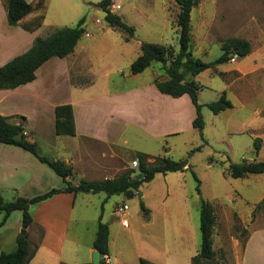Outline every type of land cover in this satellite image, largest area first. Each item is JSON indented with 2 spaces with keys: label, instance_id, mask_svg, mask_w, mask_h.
I'll return each mask as SVG.
<instances>
[{
  "label": "rangeland",
  "instance_id": "1",
  "mask_svg": "<svg viewBox=\"0 0 264 264\" xmlns=\"http://www.w3.org/2000/svg\"><path fill=\"white\" fill-rule=\"evenodd\" d=\"M27 1L34 3L36 11L32 19H25V22H29L31 29L41 22V26L32 31L36 38H45L64 27H75L86 19V34L79 46H87V55L81 60L84 62L86 57L87 66L96 76L95 84L82 91L74 90L70 86L79 81L70 79L68 63L74 59L53 58L45 65L46 76L40 75L34 87L38 94L29 90L39 96L38 101L34 98V103L22 104L20 93L13 97V109L30 116L29 128L37 133L34 138L41 143L40 152L47 153L45 155L51 159L53 156L60 158L69 153L64 147L71 141L58 138L59 150L51 148L56 141L53 105L74 102L83 112L122 110L121 104L109 98L111 94L149 83L165 73L162 64L156 62L141 75L132 74L131 65L141 54L139 46L142 43L161 44L178 52L180 8L174 0H113L112 11L136 29L135 37L127 43L124 34L105 21V13L99 8L103 0ZM5 21L7 23V0H0L1 29ZM192 38L193 56L207 63L223 55L222 45L231 38L249 41L252 52L195 78L201 86L199 100L204 105L207 143L203 144L201 133L192 127V110L185 102L178 103L174 98L173 122L168 130L178 134L158 138L131 127L122 136L116 125H109L108 137L119 141L122 148L118 149L125 159L124 170H134L133 176L139 175V167L133 165L134 152L189 162L185 172L159 174L151 183H144L133 198L123 194L109 197L105 193H79L68 233L70 236L80 234L83 242L94 241L99 223L107 224L111 264H140L141 257H151L150 248L163 249L178 240L181 225L192 227L196 246L189 249L188 255H197L202 243V199L214 205L217 215L215 258L204 264H243L245 244L251 235H254L252 249L257 255L253 263L264 264V248H260L264 244V203L257 213L254 212L264 201V174L244 179L228 174L231 163L264 161V0H201L192 12ZM59 72L60 82L55 79ZM224 92L234 108L215 115L207 104L219 100ZM39 114L46 117L43 126H40ZM257 138L262 140L258 154ZM198 147L201 150L193 152ZM102 151L101 148L86 149V160L92 164L101 162ZM194 174L200 182L201 196L197 193L198 181ZM139 193L143 196L139 197ZM141 203L149 210L147 215ZM124 205H128L129 210L119 217L116 210ZM16 231L18 228L13 227L10 234ZM31 234L36 242L42 232L32 230ZM32 248L37 249V246ZM181 256L179 264H191L188 256Z\"/></svg>",
  "mask_w": 264,
  "mask_h": 264
},
{
  "label": "crops",
  "instance_id": "2",
  "mask_svg": "<svg viewBox=\"0 0 264 264\" xmlns=\"http://www.w3.org/2000/svg\"><path fill=\"white\" fill-rule=\"evenodd\" d=\"M34 12L25 19H32L31 17H33ZM25 19L17 26L7 25L8 21L7 23L5 21L6 25L2 29L0 28V67L15 57L26 53L37 39L36 35H34L35 31L32 33V30L28 29L29 22H25ZM80 42L75 52L69 56V59L74 60H68L69 62H67L69 63L70 79L74 78L79 81L69 86L75 88L74 90L82 91L95 84L96 76L92 72L91 67L87 66L86 57L84 62L81 60L83 56L87 55L88 50L86 45L79 46ZM47 63L37 71V77L34 82L20 86L15 90H0V115L8 118L14 124H23L28 141L37 143L38 147L41 146V143L34 138V136H37V133L29 128L30 116L26 112L13 109V97L17 93H20L22 104H27L30 101L34 103V98L38 101L39 96H34L29 90L36 91L35 93L38 94V90H35L34 87L37 86L40 75L42 77L46 76L47 72L44 69ZM73 69L74 72H72ZM237 71L245 73L242 70ZM60 77L61 74L59 72V75L55 77L56 81L59 80L60 82ZM156 79L166 81L168 77L164 73V75L156 76L149 83L111 94L109 98L115 99L114 101L124 107H121L122 110L119 112H83L77 109L76 103H65L71 104L74 108L77 129V134L74 137L57 135L55 109L57 106L65 104L56 103L53 105L54 115L52 123L54 125L56 141L52 144L51 148L59 150L61 146L57 141L58 138L59 140L67 139L71 143L67 147H64L67 150L69 149L67 155L65 154L60 158L53 156L52 159L63 161L73 168V175L68 178V181L72 182L73 185H77L80 181L94 182L115 179L124 173L125 159L118 149L122 148V146L119 144V141L111 140L108 137L110 124L116 125L120 129L122 136L131 127L135 128L139 133L150 136L154 135L158 138L178 134L177 132L172 133L168 130V127L173 122L172 101L175 98L173 99L169 95L162 94L155 85ZM174 101L178 103L185 102L186 107L189 106L192 110V123L196 117V111L190 97L185 95ZM23 118L26 119L24 120ZM39 119L41 122L40 126H43L46 119L45 115L39 114ZM156 132L160 134H156ZM124 143L127 144V141H124ZM99 148L103 150L101 162L97 164L89 163L85 157L86 149ZM135 153L137 152H134V155ZM45 154L47 153L43 155ZM154 159L151 157L149 161L153 162ZM134 163L137 162L134 161L133 165ZM58 177L52 169L46 164L41 163L32 153L18 146L0 144V190L6 202H13L19 197L33 199L53 189H65L67 184L61 177H59L60 181ZM78 195L65 192L59 193L51 199L31 207L34 223L31 226L32 228L30 227L27 230L32 247L36 245L37 249L30 264L91 263L92 255L96 251L93 248L95 239L94 241L83 242L79 238L80 234L70 236L68 233L72 227V215ZM4 218V213H0V223ZM74 225L77 226L78 224ZM13 227H17L18 231L10 234V230ZM21 229H23V214L20 211H16L7 218L5 224L0 229V251L4 253L16 251L17 238L21 234ZM32 230H41L42 234L39 241L35 242V237L31 234ZM179 232L180 237L178 240L175 239L171 245L167 244L163 249L150 248L151 257H141L140 259L144 258L157 264H179L178 259L184 254V256H188L192 264L193 257L197 256L200 251L199 249L197 255L192 253L188 255L189 249L196 246L194 231L189 225H181L179 226ZM253 239L254 235H251L245 244L243 264H254L253 262L257 255L255 254V249H252ZM110 242L111 240L109 241V250ZM260 248L263 249L264 244H261ZM115 260L118 262L119 258L116 257ZM111 263L112 254L110 251L106 264Z\"/></svg>",
  "mask_w": 264,
  "mask_h": 264
},
{
  "label": "trees",
  "instance_id": "3",
  "mask_svg": "<svg viewBox=\"0 0 264 264\" xmlns=\"http://www.w3.org/2000/svg\"><path fill=\"white\" fill-rule=\"evenodd\" d=\"M179 6L180 12L177 18V25L180 29L178 36L179 50L176 52L172 47L161 44L142 43L141 55L132 63L131 72L134 75L144 73L154 63L162 64L168 79L161 81L155 80L157 89L165 95L178 99L185 95L195 108L196 117L192 122V127L201 133L203 144L207 143L204 138L206 122L203 116V107L199 100L200 84L196 77L201 73L212 69L216 71L220 65L230 62L236 55L245 58L252 52V45L249 41L231 38L222 45L223 55L215 62L207 63L199 58H195L192 53V12L199 6L201 0H174ZM45 3L43 2L42 5ZM41 5V6H42ZM105 13V21L111 28L119 30L125 36V41L129 43L135 37L136 29L128 25L121 16L114 13L111 9L113 0H103L99 3ZM36 11L34 3L27 0H7V21L10 26H17L32 12ZM86 19H82L75 27H64L56 30L53 34L45 38H37L33 46L24 54L15 57L13 60L0 67V90H15L20 86L27 85L36 80L37 71L53 58L65 59L72 55L81 39L86 34ZM41 26V22L36 28L28 29L35 31ZM207 107L218 115L222 112L234 108L232 101L224 92L220 99L207 104ZM56 114V133L58 136H76V122L74 108L71 104L57 106ZM24 120L26 118H23ZM0 144L18 146L32 153L41 163L46 164L61 177L67 184L65 189H53L50 192L27 199L19 197L13 202H6L0 190V213H4L5 218L0 223V229L5 224L7 218L14 212L20 211L23 214V229H29L34 223V216L31 207L47 201L59 193H105L106 195H125L133 198L140 191L144 183H151L158 174H168L185 172L188 167V160L176 161L170 157H157L150 162L149 155L137 152L135 161L138 163L139 175L133 176L134 170H127L115 179L104 181H80L73 185L68 178L73 175V168L60 160H53L43 155L37 143L28 141L25 135L23 124H14L8 118L0 115ZM202 144V145H203ZM257 154L261 150L262 140H255ZM201 150L196 148L193 152ZM228 174L235 179H244L249 175H263L264 161H251L241 164L231 163ZM139 176L141 178L139 179ZM198 181L197 193L201 196L200 182ZM264 201L257 205V213ZM143 212L147 215L149 210L141 203ZM201 224L202 243L199 254L192 259V264H204L206 261H213L215 258L214 250V230L217 225V215L214 205L205 200H201ZM110 228L107 224L99 223L93 248L102 254L101 264H106L103 256H109ZM36 249L32 248L29 235L20 234L17 238V249L12 253L0 251V264H30L35 255ZM91 264V263H86ZM140 264H157L147 259H140Z\"/></svg>",
  "mask_w": 264,
  "mask_h": 264
},
{
  "label": "water",
  "instance_id": "4",
  "mask_svg": "<svg viewBox=\"0 0 264 264\" xmlns=\"http://www.w3.org/2000/svg\"><path fill=\"white\" fill-rule=\"evenodd\" d=\"M99 8L102 10V8L99 6ZM109 25V23H107ZM178 41V39H177ZM141 178V176H139V179ZM139 197L143 196L142 193L138 194ZM28 234V230L24 229L22 230V235H27ZM102 262V254L99 251H95L92 255V260H91V264H101Z\"/></svg>",
  "mask_w": 264,
  "mask_h": 264
},
{
  "label": "built area",
  "instance_id": "5",
  "mask_svg": "<svg viewBox=\"0 0 264 264\" xmlns=\"http://www.w3.org/2000/svg\"><path fill=\"white\" fill-rule=\"evenodd\" d=\"M237 58H238V56L236 55V56L232 59V61L235 62V61L237 60ZM134 166H138V164H137V163H134ZM127 210H129L128 205H124L123 207H118V209L116 210V212H117V215H118L119 217H121V216L125 213V211H127ZM103 258H104L105 262H107V260H108V256H103Z\"/></svg>",
  "mask_w": 264,
  "mask_h": 264
}]
</instances>
